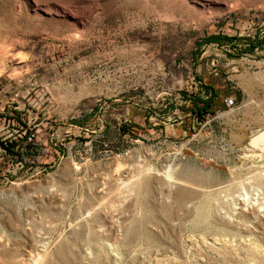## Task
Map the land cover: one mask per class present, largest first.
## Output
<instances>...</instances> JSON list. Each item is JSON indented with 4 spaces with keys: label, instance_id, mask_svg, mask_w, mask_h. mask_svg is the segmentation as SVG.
<instances>
[{
    "label": "rangeland",
    "instance_id": "374dc122",
    "mask_svg": "<svg viewBox=\"0 0 264 264\" xmlns=\"http://www.w3.org/2000/svg\"><path fill=\"white\" fill-rule=\"evenodd\" d=\"M262 126L264 0H0V264H264Z\"/></svg>",
    "mask_w": 264,
    "mask_h": 264
},
{
    "label": "water",
    "instance_id": "95a60500",
    "mask_svg": "<svg viewBox=\"0 0 264 264\" xmlns=\"http://www.w3.org/2000/svg\"><path fill=\"white\" fill-rule=\"evenodd\" d=\"M247 144L252 148L263 150L264 147V126L258 128L250 134L247 139ZM261 144V145H260Z\"/></svg>",
    "mask_w": 264,
    "mask_h": 264
},
{
    "label": "trees",
    "instance_id": "16d2710c",
    "mask_svg": "<svg viewBox=\"0 0 264 264\" xmlns=\"http://www.w3.org/2000/svg\"><path fill=\"white\" fill-rule=\"evenodd\" d=\"M188 99H189V101L195 102L196 104H201V105H203L204 108H205V105L208 106V103H209V101H207V102H203V101L200 99L199 96H195V95H194V96H189ZM196 109L198 110L199 108H196ZM198 113H199V111H198ZM34 146H35V145H32V146L29 148V154H30L31 156L34 155L35 152H36V148H35Z\"/></svg>",
    "mask_w": 264,
    "mask_h": 264
},
{
    "label": "built area",
    "instance_id": "2783aa9c",
    "mask_svg": "<svg viewBox=\"0 0 264 264\" xmlns=\"http://www.w3.org/2000/svg\"><path fill=\"white\" fill-rule=\"evenodd\" d=\"M224 103H225V105L227 107H230L233 104V99L232 98H227V99L224 100ZM27 139L30 140L31 136H27Z\"/></svg>",
    "mask_w": 264,
    "mask_h": 264
},
{
    "label": "bare ground",
    "instance_id": "6f19581e",
    "mask_svg": "<svg viewBox=\"0 0 264 264\" xmlns=\"http://www.w3.org/2000/svg\"><path fill=\"white\" fill-rule=\"evenodd\" d=\"M256 167H257V166H256ZM38 261H39V260H38ZM38 263H39V262H38ZM38 263H37V264H38Z\"/></svg>",
    "mask_w": 264,
    "mask_h": 264
}]
</instances>
